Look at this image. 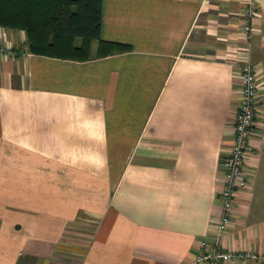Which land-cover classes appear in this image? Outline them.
<instances>
[{
  "label": "crops",
  "instance_id": "obj_1",
  "mask_svg": "<svg viewBox=\"0 0 264 264\" xmlns=\"http://www.w3.org/2000/svg\"><path fill=\"white\" fill-rule=\"evenodd\" d=\"M100 36L130 47L51 57L0 27V264H196L215 243L242 61L264 96V0H101ZM245 168L224 241L253 257L203 264H264V149Z\"/></svg>",
  "mask_w": 264,
  "mask_h": 264
},
{
  "label": "trees",
  "instance_id": "obj_2",
  "mask_svg": "<svg viewBox=\"0 0 264 264\" xmlns=\"http://www.w3.org/2000/svg\"><path fill=\"white\" fill-rule=\"evenodd\" d=\"M0 27L22 30L34 54L84 60L128 49L101 39V0H0Z\"/></svg>",
  "mask_w": 264,
  "mask_h": 264
},
{
  "label": "built area",
  "instance_id": "obj_3",
  "mask_svg": "<svg viewBox=\"0 0 264 264\" xmlns=\"http://www.w3.org/2000/svg\"><path fill=\"white\" fill-rule=\"evenodd\" d=\"M256 14L254 4H249L243 12L245 21L242 23V30L246 37H249L252 31L250 18ZM11 52L9 46L0 43L1 55H10ZM236 80L239 104L233 123V143L229 152L222 157L224 171L221 185L216 193L220 202V214L216 220L217 235L210 250L196 255L194 259L196 264L253 257L248 250L227 248L224 241L232 225L236 195L240 191L247 190L251 183V176L245 168L246 160L258 149H264V96L260 95V85L254 65L247 60L242 61ZM257 113L262 116V122L259 125H256ZM257 128L258 131H256ZM199 244L202 248L207 246L205 240Z\"/></svg>",
  "mask_w": 264,
  "mask_h": 264
},
{
  "label": "rangeland",
  "instance_id": "obj_4",
  "mask_svg": "<svg viewBox=\"0 0 264 264\" xmlns=\"http://www.w3.org/2000/svg\"><path fill=\"white\" fill-rule=\"evenodd\" d=\"M96 42H97V41H96V40H94V41H93V43H92V46H91V49H92V51H94V50H95V45H96Z\"/></svg>",
  "mask_w": 264,
  "mask_h": 264
}]
</instances>
